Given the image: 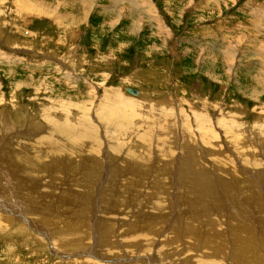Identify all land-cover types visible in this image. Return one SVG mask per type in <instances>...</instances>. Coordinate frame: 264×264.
Returning <instances> with one entry per match:
<instances>
[{
    "label": "rangeland",
    "instance_id": "rangeland-1",
    "mask_svg": "<svg viewBox=\"0 0 264 264\" xmlns=\"http://www.w3.org/2000/svg\"><path fill=\"white\" fill-rule=\"evenodd\" d=\"M0 203V264H264V0H0Z\"/></svg>",
    "mask_w": 264,
    "mask_h": 264
},
{
    "label": "bare ground",
    "instance_id": "bare-ground-1",
    "mask_svg": "<svg viewBox=\"0 0 264 264\" xmlns=\"http://www.w3.org/2000/svg\"><path fill=\"white\" fill-rule=\"evenodd\" d=\"M85 1V0H84ZM88 1V0H87ZM91 1V0H90ZM132 1V0H131ZM87 3V2H86ZM137 3V2H136ZM137 7V6H136ZM139 7H140V5H139ZM129 93H131V92H129ZM131 94H134V95H138L139 94V91L137 92V93H131ZM117 114V113H116ZM152 122V121H151ZM150 122V123H151ZM156 122L160 125L159 127H158V129H155L154 128V126L155 125H152L151 127H150V129H148L147 130V133L145 134V136H144V138H142V140L144 141V145H145V148L146 147H150V148H148L149 150L151 149V148H153V147H155L156 146V140H157V138H159L160 139V142H164V141H166V143H167V146L168 147H172L173 145H174V141H170L171 140V137L169 136V134H171L170 133V131L171 130H174V127L175 126H173V122L172 123H170L169 122V120H167L166 121V123L167 124H165V123H163V122H161L160 123V121H157L156 120ZM28 123V122H27ZM153 123V122H152ZM154 124V123H153ZM72 127V126H71ZM75 127V126H74ZM65 128V127H64ZM69 128V127H68ZM184 129H185V127H184ZM77 130V129H76ZM156 130H159V134L156 132ZM165 130H166V133H167V135L168 136H166L165 134H164V132H165ZM63 131V130H62ZM71 131V130H70ZM75 131V130H74ZM92 132H91V136L93 137V135H95L94 134V128L91 130ZM76 132V131H75ZM174 132V131H173ZM47 133V132H46ZM52 134V133H51ZM119 134V133H118ZM61 135V134H60ZM74 135V134H73ZM55 136V135H54ZM56 136H57V134H56ZM59 136V135H58ZM57 136V137H58ZM63 136V135H62ZM119 136V135H118ZM66 137H67V135H66ZM69 137V136H68ZM71 137V136H70ZM74 137V136H73ZM77 138V137H76ZM118 138V137H117ZM115 139V138H114ZM66 140V139H65ZM76 140V139H75ZM149 140V141H148ZM60 141V140H59ZM64 141V140H63ZM67 141V140H66ZM20 142V141H19ZM48 142V141H47ZM67 142H69V143H65L64 142V144L63 145H60V144H58V146H56V148L54 149V151L56 152L55 154L57 155V154H60V151H64V152H66V153H69L70 155L71 154H74L75 153V151H76V149H77V144H79L78 142H76V141H67ZM61 143H62V141H61ZM96 143V142H95ZM117 142H115V144H116ZM120 142H118L116 145H117V147H115L116 149L115 150H123V148H122V144H121V146L119 147V144ZM190 143V142H189ZM189 143H188V145H189ZM50 144V143H49ZM36 145V144H35ZM51 145V144H50ZM163 145H164V143H163ZM84 146V145H83ZM143 146V145H142ZM190 147H192L191 145H189ZM188 146V147H189ZM51 147V146H50ZM86 147V146H85ZM85 147H83V148H85ZM88 147V146H87ZM86 147V148H87ZM90 147H93V143H91L90 144ZM99 147V146H98ZM97 147H93V148H91V149H96ZM31 149V148H30ZM29 150V149H28ZM88 150V149H87ZM128 150V149H127ZM81 151V150H80ZM97 151V150H96ZM148 151V150H147ZM53 152V151H52ZM21 153V152H20ZM63 153V152H62ZM65 153V154H66ZM87 153V152H86ZM125 153V152H124ZM23 154V153H22ZM38 154H39V152H38ZM64 154V153H63ZM81 154V153H80ZM108 154V153H107ZM20 155V154H19ZM31 155H32V160H31ZM29 154L28 156H27V153L26 154H23V156H22V158H23V161L25 162V165H26V167H28V165L27 164H29V162L30 163H32V164H36V156H35V154L34 153H32V154ZM49 155V154H48ZM128 155L129 156H131V157H133L134 158V156H137L136 158H139V160H140V165H142V164H146L147 165V162H148V156H147V154L146 153H143V155H145V156H143V158H140V153H138V155L137 154H135V151H131V150H128ZM125 156V155H124ZM122 157V156H121ZM129 158V157H128ZM132 158V159H133ZM135 158V159H136ZM55 159V158H54ZM27 161V163H26V161ZM31 160V161H30ZM199 160H200V162H199ZM87 162V161H86ZM185 161H183L182 162V164L184 163ZM189 163L190 164H203V162H202V160L201 159H196V158H194V159H189ZM145 165V166H146ZM31 166V165H30ZM37 166V165H36ZM142 166H144V165H142ZM183 167H184V165H183ZM31 169H35V168H31ZM187 174L188 172H187V170H185V171H183V175H185V174ZM189 175H191V176H193L192 178L193 179H195V181H198L199 179L201 180V174H191V173H188ZM187 174V175H188ZM235 174V173H234ZM187 175H185V178H188V179H190L189 178V176H187ZM184 179V178H183ZM187 179V181H189ZM199 182V181H198ZM158 184V183H157ZM197 185V184H196ZM196 185H194V186H196ZM199 185V184H198ZM165 190V189H164ZM165 193V192H164ZM163 193V194H164ZM163 194H160V195H163ZM167 194V193H166ZM159 196V195H158ZM158 196L156 195V198H158ZM162 198H164V196L163 197H161V200H162ZM161 200H157V203L158 204H160L161 203ZM166 200V199H165ZM164 202V201H163ZM11 205H7V204H2V203H0V224H2V226L4 225V220L5 219H8L7 217V214H10V215H12L13 213L12 212H9L8 210H12V209H14V207L13 206H11ZM164 208V207H163ZM2 211V212H1ZM6 213L5 215L4 214H2V213ZM12 213V214H11ZM13 215H15V214H13ZM23 216V215H22ZM16 218H19L18 216H15ZM21 219H23V218H21ZM9 221H10V219H8ZM6 221V220H5ZM27 221V220H26ZM25 222V221H24ZM27 222H29V221H27ZM26 222V223H27ZM215 223V222H214ZM7 225V224H6ZM28 225V224H27ZM1 226V227H2ZM4 227V226H3ZM178 229V228H177ZM61 235V234H60ZM175 241V240H174ZM146 242V241H145ZM147 244V243H146ZM207 246V245H206ZM166 247H169V246H167L166 245ZM209 247V246H208ZM141 248V247H140ZM173 249V248H172ZM171 249V250H172ZM210 250V249H209ZM245 251H247V250H245ZM247 252H249V250L247 251ZM207 255V254H206ZM165 256V255H164ZM211 256V255H210ZM234 256H236V254L234 255ZM207 257H208V255H207ZM162 258V257H161ZM208 259H209V257H208ZM236 259H238V258H236Z\"/></svg>",
    "mask_w": 264,
    "mask_h": 264
},
{
    "label": "water",
    "instance_id": "water-1",
    "mask_svg": "<svg viewBox=\"0 0 264 264\" xmlns=\"http://www.w3.org/2000/svg\"><path fill=\"white\" fill-rule=\"evenodd\" d=\"M126 90H127L128 92H131V93H137V92H138V90H137L136 88L129 87V86L126 88Z\"/></svg>",
    "mask_w": 264,
    "mask_h": 264
},
{
    "label": "crops",
    "instance_id": "crops-1",
    "mask_svg": "<svg viewBox=\"0 0 264 264\" xmlns=\"http://www.w3.org/2000/svg\"><path fill=\"white\" fill-rule=\"evenodd\" d=\"M71 14H72V13H71ZM178 16H179V15H178ZM71 17H73V15H71ZM175 18L177 19V15H176V17H174V19H175ZM178 19H179V18H178ZM81 36H82V35H81ZM81 36H78V37H81Z\"/></svg>",
    "mask_w": 264,
    "mask_h": 264
}]
</instances>
